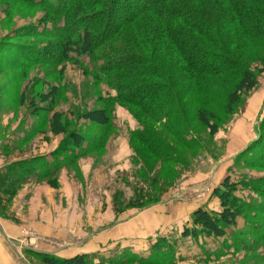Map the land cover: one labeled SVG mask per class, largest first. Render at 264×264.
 <instances>
[{
    "label": "rangeland",
    "instance_id": "374dc122",
    "mask_svg": "<svg viewBox=\"0 0 264 264\" xmlns=\"http://www.w3.org/2000/svg\"><path fill=\"white\" fill-rule=\"evenodd\" d=\"M213 19L199 18L193 24L199 31L203 27L215 30L220 22V45L257 75V84L229 112L226 98L237 82L238 69L191 75L165 38H161V45L154 43L153 55L164 75L159 81L173 91L172 97L166 96L173 109L169 120L192 135L194 145L188 147L132 106L114 104L107 130L82 118L101 105L98 96L105 98L107 91L113 90L84 72L87 67L94 71L87 57L34 62L38 56H53L45 50L54 40L42 34L52 29L48 10L17 0H0V226L7 239L4 246L9 264H47L37 254L72 257L130 239L132 254L128 259L135 256L137 260L129 264H141L158 234L171 230L173 235L168 237H179L173 227L180 228L186 222L188 210L197 205L207 207L208 201L210 210L220 211L213 191L225 176L231 180L264 178L260 156L264 153V38L252 35L245 22L236 20L234 27L222 16ZM211 33L207 40L202 35L196 37L201 47L212 51L217 44ZM178 41L184 44L186 40ZM27 46L33 47L28 63L21 61ZM52 88L56 89L52 100L42 104L40 96L48 95ZM49 103L53 112L62 114L65 134L52 133L47 120L51 113L34 114L32 104L43 107ZM199 111L213 115L209 122L218 128L215 135L198 121ZM141 126L159 135L160 149L149 151L131 135V130ZM74 131L85 132L89 138L105 136L91 149L85 143L78 156L48 177L37 179L24 173L21 168L29 162L23 160L60 148ZM253 151L257 152L255 157ZM16 173L17 179L13 178ZM238 188L236 196L264 207V199L257 193ZM236 222L234 230L253 239L245 221L238 218ZM181 243L177 256L183 259L176 258L172 264H203L194 243L189 239ZM260 251L264 252V245ZM102 252L108 258L121 255L122 250ZM211 257L207 264H241L242 254L229 249ZM118 261L115 263L128 262Z\"/></svg>",
    "mask_w": 264,
    "mask_h": 264
},
{
    "label": "trees",
    "instance_id": "16d2710c",
    "mask_svg": "<svg viewBox=\"0 0 264 264\" xmlns=\"http://www.w3.org/2000/svg\"><path fill=\"white\" fill-rule=\"evenodd\" d=\"M17 1L43 6L48 10L52 21V29L42 34L54 40L47 46L48 51L45 50L53 56H38L34 62H56L59 59L71 61L74 57H87L94 71L90 72L87 67L84 72L95 82L106 84L113 90L107 91L105 98L98 96L101 105L82 116L98 128L107 130L112 124L111 111L114 104L132 106L138 108L143 117L163 126L179 138L181 144L188 147L194 145L192 135L182 127H174L169 120L173 109L169 107L166 96L172 97L173 91L166 83L159 81L164 75L159 68L158 58L153 55L154 43L159 41L161 45V38H165L174 46L183 68L191 75L220 72L230 67L239 70L237 82L226 98L225 108L229 112L233 111L241 96L253 90L257 84V75L227 52L225 46L220 45L219 21L215 30L203 27L199 28V31L193 23L199 22V18L212 20L216 16H222L230 26H234L236 20L245 22L252 35L264 38V0ZM208 32H212L217 44L212 51L201 47V41L196 37L202 35L203 39L207 40L210 38ZM180 39H185L186 44H181L182 41H178ZM119 47L124 48V51L119 50ZM24 49L25 54L21 61L26 60L28 63L33 47L27 46ZM55 92L56 89L52 88L48 95H41L42 104L51 101ZM31 106L35 115L51 113L47 120L53 134L67 132L62 122V114L53 112L52 103L43 107H35L33 104ZM212 116L203 111L197 113L198 121L205 125L213 136L218 128L209 122ZM162 119L165 121L162 122ZM130 132L149 151L160 149L157 142L161 138L151 133L148 128L141 126V129L135 128ZM104 136L105 133L89 138L85 132L74 131L68 134L67 140L60 148L28 161L23 160L22 162L29 163L21 169L30 177H48L66 165L68 160L78 156V150H81L85 143L91 149L101 143ZM253 152L255 157L257 152ZM260 156L264 159V153H260ZM261 157L258 156L260 159ZM252 163L259 165L257 163L261 162ZM15 177H19L18 173L14 174L13 178ZM50 184L55 186L53 181H50ZM238 187L251 190L264 199V178L242 176L239 180H231L229 176H225L213 191V196L219 201L220 211L197 208L191 214L190 224L182 228L179 237H168L170 233L158 234L149 244L148 260L146 258V261H140L141 264L152 260L156 261L155 264H172L176 258L183 259L181 255L177 256V252L179 244L185 239H189L198 248L203 264L213 260L211 255L220 256L229 249H232L233 253L242 254L241 264H264V252L260 251L264 245V207L251 205L236 196ZM238 218L243 219L246 226L252 230L253 239H247L245 234L234 230ZM129 250H122L121 255L119 252L118 256L110 255L108 258L94 253L59 259L46 253L37 256L47 264H94L95 261L97 264H117L116 260L128 261L129 264L137 260L135 256L128 259L132 254ZM119 257H126V260Z\"/></svg>",
    "mask_w": 264,
    "mask_h": 264
},
{
    "label": "crops",
    "instance_id": "0c3cea01",
    "mask_svg": "<svg viewBox=\"0 0 264 264\" xmlns=\"http://www.w3.org/2000/svg\"><path fill=\"white\" fill-rule=\"evenodd\" d=\"M48 153H50V152H47L46 154H48ZM46 154H44V155H46ZM216 198V197H215ZM217 199V198H216ZM215 199V200H216ZM215 202V201H214ZM217 202H218V199H217ZM207 207H205L204 205H202V206H198L197 205V207H193L192 209H190V211L188 210V214H186V215H188V217H187V220H185L186 222L179 228V227H173L175 230H177L178 231V233H180V231H181V229L185 226V225H189L190 223V221H189V219H190V217H189V212H193V211H195V209L196 208H200V207H205L206 209H208V210H210V205H209V202L207 201ZM175 220V218H173V219H170V221H171V223H173V222H175L174 221ZM173 228H171V229H173ZM167 231V232H166ZM165 231V233L163 232L162 234H166V233H170V234H173V231H168V230H166ZM7 239H6V235H5V231H4V229H2V227L0 226V264H9V260H10V258L7 256V251H6V247L4 246V241H6ZM133 242V239H130V240H127V241H125L124 243H123V241H121V242H119L117 245H114V246H111V247H107L106 249H103V248H98V249H95V250H92V251H89V252H79V253H77V254H74V256L75 255H81V254H85V253H94V254H99V255H103V252L102 251H114V250H126V249H130V248H132L131 246V243ZM129 245H131V246H129ZM115 246H117V247H115ZM110 255V254H109ZM108 255V256H109ZM56 256V255H55ZM106 256V255H105ZM61 257L62 258H68L69 256H63V255H61ZM71 257V256H70ZM69 257V258H70ZM72 257H73V255H72Z\"/></svg>",
    "mask_w": 264,
    "mask_h": 264
}]
</instances>
